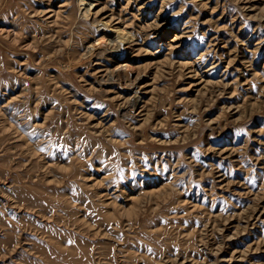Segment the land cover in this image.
<instances>
[{
    "label": "rangeland",
    "instance_id": "1",
    "mask_svg": "<svg viewBox=\"0 0 264 264\" xmlns=\"http://www.w3.org/2000/svg\"><path fill=\"white\" fill-rule=\"evenodd\" d=\"M0 264H264V0H0Z\"/></svg>",
    "mask_w": 264,
    "mask_h": 264
},
{
    "label": "bare ground",
    "instance_id": "2",
    "mask_svg": "<svg viewBox=\"0 0 264 264\" xmlns=\"http://www.w3.org/2000/svg\"><path fill=\"white\" fill-rule=\"evenodd\" d=\"M84 12H87V11H84ZM99 24H101L105 29L109 30L108 39H106L107 41L103 40L97 43V46L90 51V55H94V54L96 55V54L105 52L106 50L110 48V47L108 48V43H111L113 45L112 51L117 57V59L119 60L116 63V67L109 73L110 74L109 79L103 81V83L112 81V79H114L115 77L125 87H133L137 82H139L141 78L138 74H135L136 76L134 77L133 68H131L128 65L127 66L125 65V62H126L125 55L127 54V51L130 49V46L128 43L129 34L127 35L126 32L119 30L116 27H111L109 29L107 26V23L99 22ZM136 96H133L132 98L134 103H138V100H139Z\"/></svg>",
    "mask_w": 264,
    "mask_h": 264
}]
</instances>
